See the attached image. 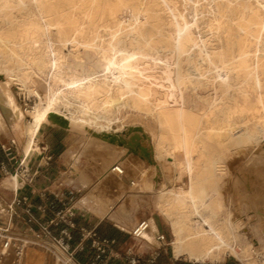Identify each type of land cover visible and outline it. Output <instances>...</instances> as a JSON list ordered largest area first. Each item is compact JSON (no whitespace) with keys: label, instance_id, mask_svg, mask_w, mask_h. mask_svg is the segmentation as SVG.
<instances>
[{"label":"bare ground","instance_id":"obj_1","mask_svg":"<svg viewBox=\"0 0 264 264\" xmlns=\"http://www.w3.org/2000/svg\"><path fill=\"white\" fill-rule=\"evenodd\" d=\"M0 74L6 109L15 108L11 82L39 99L28 150L54 112L87 132L85 150L101 157L104 177L126 164L136 175L146 157L103 133L152 141L159 170L169 158L179 184L155 203L175 256L264 264V150L255 148L264 138V0H0ZM132 119L138 128H126ZM135 195L115 210L87 198L100 215L129 219Z\"/></svg>","mask_w":264,"mask_h":264},{"label":"crops","instance_id":"obj_2","mask_svg":"<svg viewBox=\"0 0 264 264\" xmlns=\"http://www.w3.org/2000/svg\"><path fill=\"white\" fill-rule=\"evenodd\" d=\"M4 123L7 124L8 137H0V176L5 174L2 171V164H5L6 174L18 175L19 183L5 185L0 182V227H8L15 236L25 238L33 231L41 232V224L53 219L60 210L73 205L72 220L75 226L71 228V245L82 264H90L95 256L90 241H82V228L93 229L103 237L115 239L116 253L133 251L142 258V264H146L155 251L159 252L156 264H188L181 256H175L173 246L164 247L155 240L158 233L166 234L167 239L171 240V225L166 216L152 211L155 203L153 190L135 188L137 182L140 187L143 185L139 179L144 176L143 171L134 175L124 170V173L116 178L123 181V186L118 185L114 178L103 181L101 160L85 150L86 139L80 142V134L73 135L69 128L45 122L28 150L30 141L27 139L25 127L22 128L16 123ZM48 156L52 158L46 163ZM21 160L29 168L31 181H24L20 172L16 171ZM11 176L8 178L11 179ZM150 178L151 181L154 180L153 177ZM89 193L97 195L113 209L118 203H128L130 195L134 193L137 198L136 214L133 213L129 219H118L112 216L111 212L100 215L97 203L87 198ZM142 203H147L149 215L140 212L143 210L140 208ZM142 219L149 220L151 228L143 238L135 239L131 231ZM66 226L67 221H63L58 225H51V230L55 235H60ZM27 255L22 261L12 255L7 256L0 264H26ZM110 264L122 262L111 258Z\"/></svg>","mask_w":264,"mask_h":264},{"label":"built area","instance_id":"obj_3","mask_svg":"<svg viewBox=\"0 0 264 264\" xmlns=\"http://www.w3.org/2000/svg\"><path fill=\"white\" fill-rule=\"evenodd\" d=\"M51 156L46 158V163L51 160ZM119 173H124V168L116 166ZM2 171L7 173L5 164H2ZM24 181H31L28 166L24 165L21 160L16 168ZM74 215V207L70 205L64 210H60L57 215L45 224H41L42 231H33L27 237L15 236L10 228L0 227V261L7 256H13L15 259L22 261L29 249L38 248L44 253L45 264H82L77 256L76 250L72 248L71 240L73 234L71 228L75 226L72 218ZM63 221H67V226L61 230L60 235H55L51 230V225H58ZM151 224L149 220H140L132 229L131 235L135 239L143 238L150 230ZM82 241L89 240L95 256L90 264H110L111 258H117L122 264H142V258L133 251L128 250L125 254L116 253L114 250L115 239L101 236L96 230L81 229ZM155 240L162 246H172V240H168L166 234L158 233ZM159 252L155 251L149 257L146 264H156Z\"/></svg>","mask_w":264,"mask_h":264},{"label":"rangeland","instance_id":"obj_4","mask_svg":"<svg viewBox=\"0 0 264 264\" xmlns=\"http://www.w3.org/2000/svg\"><path fill=\"white\" fill-rule=\"evenodd\" d=\"M65 52L66 53L69 52L68 47L65 48ZM1 80L7 81L5 74H0V81ZM9 86H10L11 92L13 94V100H14L15 108L6 109L0 100V113L4 119V122H8V123L10 122L11 125H14L15 123L20 124V126L22 128L25 127V132H26V126L32 120V115L35 111V106L39 102V99L19 82H11V83H9ZM40 92H42V91L40 90ZM126 111H127L126 109H123L121 111V114L122 115L126 114ZM129 112H130V110H129ZM10 113H12V114H10ZM50 123L56 124L54 122H50ZM56 125H58V124H56ZM6 126H7V124L4 123V127L2 129L0 128V137L2 139L8 137V135H7L8 131L6 130ZM139 126H140L139 123L133 121V119H132L129 122H127L126 128L127 127L137 128ZM69 130L73 135L77 136L80 134V137H81L80 142H82L84 139H86L85 137H83L84 135H87V132H85L84 130L79 129V128H71ZM29 136L27 135V139L30 141L31 137H29ZM152 145H153L152 141H147L145 148L150 150V146H152ZM255 148L264 150V138H262L258 143L255 144ZM243 152H244V150H241L239 152L240 153L239 158L241 157L240 155L243 154ZM95 158L98 160L101 159V157H98L97 155H95ZM168 160H169V158L168 159H161L159 161V164L161 166V170H159L155 166L151 165L150 161L147 158H145L144 160H139V162H138L139 165L137 168L138 172L139 171H143V173L147 172L146 174H148L147 175L148 178L153 177L154 180L151 181V178L149 179L151 181V185H150L151 188L150 187L149 188L140 187L139 182H137V185L135 186V188H142L145 190H148V189L153 190V194L155 195L154 199L156 200V198H157L159 192L162 190V188L173 187L174 185H178L179 183L175 181L174 170L170 166ZM238 162H240V161H238ZM118 163L120 165V162H118ZM238 164L239 163H236L232 167V170H231L232 172H234V173L236 172V166ZM228 165H230V164H228ZM127 167L128 166L126 164V166H124L122 168H124V170L127 171L128 170ZM101 170L104 171L105 168H102ZM9 176H11V173H8V174L5 173L4 175L0 176V182H2V184H5V185L11 184V179H9L10 178ZM107 179H108V177H103V181L107 180ZM187 182H188V179L184 178L183 184L187 185ZM227 183H228V180H226L225 186H224V189H225L224 191H226V192L229 191V189L227 187L228 185H226ZM115 202H117V201H115ZM115 202H113L112 205H114ZM136 204H137V202H136ZM136 204L134 206V209H135L134 213L135 214L137 211V209L135 208ZM142 204L143 205L140 208H142L143 210L140 212L145 213L146 215H149V211H148L149 209H147V206H148L147 203H142ZM118 205H119V203L116 205V208ZM115 209H113V210H115ZM152 211L156 212L157 214H161V216H164L159 211V209L156 207V203L153 204V210ZM112 216H114V215L112 214ZM112 218H115V217H112ZM246 219H248V218L246 217ZM169 231H170V234L172 237L171 240H173L174 235H173L171 228L169 229ZM258 247H259L258 243H255L254 248L258 249ZM181 258L184 260H187L186 262H188V264H244L242 259H240V258H238L232 254H229V253L226 254L225 257L220 261H209L208 260L205 263H197V262L191 261L185 255L181 256ZM36 261H40L41 264H44V253L39 251V250H36L34 248L30 249V251H28L26 264H34ZM257 264H261V260H258Z\"/></svg>","mask_w":264,"mask_h":264},{"label":"water","instance_id":"obj_5","mask_svg":"<svg viewBox=\"0 0 264 264\" xmlns=\"http://www.w3.org/2000/svg\"><path fill=\"white\" fill-rule=\"evenodd\" d=\"M51 119L53 120L54 123L62 126V127H69V122L67 118H65L62 115H59L57 113H51ZM138 128V127H137ZM103 137L109 139L111 142H118L120 145H125L129 148V150L133 152H138V149L140 148V152L143 156H145L150 162H152V158L150 156L149 151L145 147H140L139 143L137 142L138 140V135H133L131 140L127 142L125 138L121 137L120 135L117 134H111V133H103Z\"/></svg>","mask_w":264,"mask_h":264}]
</instances>
